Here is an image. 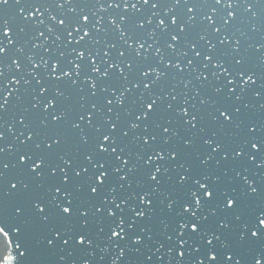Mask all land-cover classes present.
<instances>
[{
    "label": "snow or ice",
    "instance_id": "6c2138e0",
    "mask_svg": "<svg viewBox=\"0 0 264 264\" xmlns=\"http://www.w3.org/2000/svg\"><path fill=\"white\" fill-rule=\"evenodd\" d=\"M0 264H264V0H0Z\"/></svg>",
    "mask_w": 264,
    "mask_h": 264
}]
</instances>
